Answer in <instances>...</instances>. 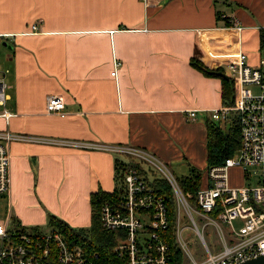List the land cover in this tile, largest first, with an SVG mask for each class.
<instances>
[{"label": "crops", "instance_id": "obj_1", "mask_svg": "<svg viewBox=\"0 0 264 264\" xmlns=\"http://www.w3.org/2000/svg\"><path fill=\"white\" fill-rule=\"evenodd\" d=\"M230 17L243 26L239 42ZM35 21L38 32L31 30ZM261 27L264 0H0V70L10 112L0 115V129L138 147L168 169L184 159L205 172V121L223 106V77L190 60L229 75L226 62L240 47L254 64ZM48 94L62 96L64 114L46 113ZM114 160L103 148L15 139L4 215L45 229L50 213L87 227L90 192L115 188ZM231 169L244 180L242 168Z\"/></svg>", "mask_w": 264, "mask_h": 264}, {"label": "built area", "instance_id": "obj_2", "mask_svg": "<svg viewBox=\"0 0 264 264\" xmlns=\"http://www.w3.org/2000/svg\"><path fill=\"white\" fill-rule=\"evenodd\" d=\"M228 22L239 38L243 26L233 17ZM36 26L35 22L31 29ZM114 63L118 65L119 61ZM226 68L234 82L235 99L229 106L209 110L210 117L225 119L235 113L240 125V145L233 155L206 168L208 184L198 187L194 193L182 191L165 164L145 149L26 136L0 129V194L9 190L10 143L15 139L103 148L132 155L142 166L161 172L171 184L176 213L174 236L183 256L176 264H238L264 254V47L259 48L254 64L248 62L247 54L238 47L236 55L226 62ZM4 73L0 70V115L8 119ZM45 101L46 113L64 114L65 102L60 94H48ZM187 114L193 117L195 112L188 110ZM231 166L242 168L244 179H253L256 183L231 186L227 180ZM125 171L121 195L113 201H104L99 209L101 228L114 233L116 239L112 248L118 261L115 264H173L175 257L170 253L169 243L160 234L168 223L162 194L149 185L147 174L137 167L128 164ZM182 213L190 225H180ZM207 225L213 227L222 246L211 249L205 240ZM11 226L10 216L4 215L0 220V264H107L105 260L101 263L98 251L69 244L53 227L15 231ZM185 228L195 233L199 253L193 251L183 235Z\"/></svg>", "mask_w": 264, "mask_h": 264}, {"label": "trees", "instance_id": "obj_3", "mask_svg": "<svg viewBox=\"0 0 264 264\" xmlns=\"http://www.w3.org/2000/svg\"><path fill=\"white\" fill-rule=\"evenodd\" d=\"M259 48L264 47V28L259 29ZM190 63L197 67L201 68L208 74L214 75L215 72H211L205 66H202L195 60H190ZM213 73V74H212ZM221 98L222 104L225 106H229V104L233 100L234 87L231 78L229 77L227 80L221 78ZM205 126L207 129L206 134V166L205 168L216 165L217 163L222 162L226 157L231 156L234 151L240 145V125L237 122V116L235 113L230 114L229 118L221 123V120H212L210 118H206ZM114 160V180H115V188L112 191H107L104 189H99L95 192H90L89 201H90V215L91 220L87 227H72L67 222H65L61 217L55 216L53 214H47V223L46 227H53L57 231L61 232L63 236L66 238L69 244L82 245L86 250H96L100 254V258L102 261H106L107 264H115L117 263V258L114 256L112 251L113 246L116 244V239L114 233L106 231L102 229L100 226V215L99 209L101 204L104 201H113L123 192V188L121 186V179L126 172L128 164H131L137 167L142 173L147 174V178L149 179V184L154 186V189L160 194L165 201L166 213L168 223L165 229L161 230L160 234L167 240L169 243L170 253L175 257L176 264L178 261L181 262L183 259L180 247L178 243L175 241V198H173V193L171 190L170 184H168L167 180L163 176H155L152 174L149 168H143L141 161L132 157V155H125L121 153H112ZM205 176V172H202L199 169L190 168L188 174L181 175L176 177V180L184 192H195L198 187L207 185L208 183H203ZM195 202V199H192ZM11 218V229L12 230H38L40 227L36 225L25 226L22 225L21 222L14 218ZM45 227V228H46Z\"/></svg>", "mask_w": 264, "mask_h": 264}, {"label": "rangeland", "instance_id": "obj_4", "mask_svg": "<svg viewBox=\"0 0 264 264\" xmlns=\"http://www.w3.org/2000/svg\"><path fill=\"white\" fill-rule=\"evenodd\" d=\"M37 23V26L36 28L34 29H31L33 30L32 32H38L39 30V25H38V21H35ZM33 22V23H35ZM32 23V24H33ZM31 24V25H32ZM240 37V36H239ZM238 38V37H237ZM240 39V38H238ZM228 72V70H226ZM221 123L223 124V121H221ZM171 165H169V169L168 170H171V173H173V175L175 177H179L181 175H185L189 172V169L191 167H193L192 164H187L186 160L184 159H174L172 162H170ZM195 168V167H193ZM204 169H202V172ZM156 171V170H155ZM237 171H233L232 169L229 170L228 172V176L229 178L227 179L228 180V183L232 186V184H236V185H239V184H252L254 185L256 182H254L253 179H244L241 181H239V176L236 174ZM159 173L161 172H158L156 171V175H159ZM6 196H4L3 194L0 195V220L3 219L4 217V214H5V209H6ZM47 216V215H46ZM236 225H237V222L235 221L234 222ZM180 225L181 226H186V225H190V222L187 220V218L184 216V214L182 213L181 215V218H180ZM44 226V225H43ZM45 227V226H44ZM205 240L208 242V244L210 245L211 249L215 246V247H220L222 246V244L218 243V240H217V236L215 235V232L213 230V227L211 225H207V227L205 228ZM183 235L185 236V238L190 241V245L193 249L194 252H198L199 253V249H198V241H197V237L195 235V233L193 231H189L188 228H185L184 230V233ZM104 261H101V263H103Z\"/></svg>", "mask_w": 264, "mask_h": 264}, {"label": "water", "instance_id": "obj_5", "mask_svg": "<svg viewBox=\"0 0 264 264\" xmlns=\"http://www.w3.org/2000/svg\"><path fill=\"white\" fill-rule=\"evenodd\" d=\"M213 73L215 72L216 74L222 76L224 79H228L229 75H227L225 72L222 70H214L212 71ZM238 264H264V254L259 255L257 257H253L248 259L247 261L238 263Z\"/></svg>", "mask_w": 264, "mask_h": 264}]
</instances>
